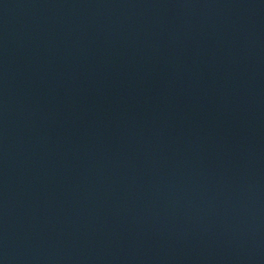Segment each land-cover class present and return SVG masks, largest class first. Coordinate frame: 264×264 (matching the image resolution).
<instances>
[{
    "label": "water",
    "instance_id": "95a60500",
    "mask_svg": "<svg viewBox=\"0 0 264 264\" xmlns=\"http://www.w3.org/2000/svg\"><path fill=\"white\" fill-rule=\"evenodd\" d=\"M0 264H264V0H0Z\"/></svg>",
    "mask_w": 264,
    "mask_h": 264
}]
</instances>
